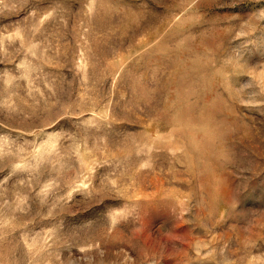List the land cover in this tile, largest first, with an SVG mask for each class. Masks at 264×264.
<instances>
[{
	"label": "rangeland",
	"instance_id": "rangeland-1",
	"mask_svg": "<svg viewBox=\"0 0 264 264\" xmlns=\"http://www.w3.org/2000/svg\"><path fill=\"white\" fill-rule=\"evenodd\" d=\"M0 264H264V0H0Z\"/></svg>",
	"mask_w": 264,
	"mask_h": 264
},
{
	"label": "bare ground",
	"instance_id": "bare-ground-1",
	"mask_svg": "<svg viewBox=\"0 0 264 264\" xmlns=\"http://www.w3.org/2000/svg\"><path fill=\"white\" fill-rule=\"evenodd\" d=\"M190 84V83H189ZM190 87V86H189ZM187 93H189V92H187ZM198 102V101H197ZM202 103V102H201ZM181 105V104H180ZM198 109V108H197ZM190 110V109H189ZM209 118V117H208ZM202 119V118H201ZM190 123V122H189ZM208 130V129H207ZM182 131V130H181ZM210 131V130H209ZM212 131V130H211ZM190 133H192V132H190ZM210 133V132H209ZM214 133V132H213ZM196 134V133H195ZM192 135V134H191ZM212 138V137H211ZM210 138V139H211ZM209 144V143H208ZM192 145V144H191Z\"/></svg>",
	"mask_w": 264,
	"mask_h": 264
}]
</instances>
